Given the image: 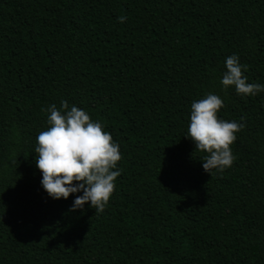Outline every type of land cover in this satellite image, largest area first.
Here are the masks:
<instances>
[{"label": "trees", "instance_id": "1", "mask_svg": "<svg viewBox=\"0 0 264 264\" xmlns=\"http://www.w3.org/2000/svg\"><path fill=\"white\" fill-rule=\"evenodd\" d=\"M232 54L264 85V0H0V264H264V91L223 88ZM208 93L244 125L211 175L186 137ZM61 101L119 145L103 212L40 183Z\"/></svg>", "mask_w": 264, "mask_h": 264}, {"label": "clouds", "instance_id": "2", "mask_svg": "<svg viewBox=\"0 0 264 264\" xmlns=\"http://www.w3.org/2000/svg\"><path fill=\"white\" fill-rule=\"evenodd\" d=\"M118 19L124 22L126 17ZM225 66L227 71L221 80L224 89L234 86L242 96L264 91V85L247 82L243 71L247 66L236 54L226 58ZM223 107L221 97L213 93L191 104L186 137L194 142L195 149L207 153L202 167L209 175L214 169L223 172L232 166L235 156L230 145L236 140L235 133L244 127L236 121L219 119L217 113ZM42 111L49 113V127L37 135L35 153L43 189L52 199H67L70 194L82 192L75 197L70 211L83 210L87 203L95 213L103 212L120 175L119 145L86 111L76 106L69 110L67 101H61L60 109L52 104Z\"/></svg>", "mask_w": 264, "mask_h": 264}]
</instances>
